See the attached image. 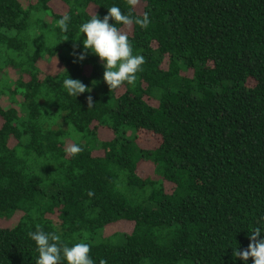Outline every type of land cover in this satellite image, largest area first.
Instances as JSON below:
<instances>
[{
	"label": "trees",
	"instance_id": "1",
	"mask_svg": "<svg viewBox=\"0 0 264 264\" xmlns=\"http://www.w3.org/2000/svg\"><path fill=\"white\" fill-rule=\"evenodd\" d=\"M112 5L144 57L116 89L74 55ZM261 217L264 0H0V264H35L37 225L95 264H244Z\"/></svg>",
	"mask_w": 264,
	"mask_h": 264
},
{
	"label": "clouds",
	"instance_id": "2",
	"mask_svg": "<svg viewBox=\"0 0 264 264\" xmlns=\"http://www.w3.org/2000/svg\"><path fill=\"white\" fill-rule=\"evenodd\" d=\"M130 5L137 3V0H128ZM107 13L101 18L98 14L83 21L79 25V32L85 34L83 49L74 55L83 60L85 52L90 51L97 55L103 61V79L110 89L118 88L122 83L132 84L136 80V73L140 70V66L144 62L141 54H132V46L126 32L121 31L116 22L122 25H130L133 17L127 13H122L120 8L112 5L107 8ZM112 19L114 23H110ZM69 16L64 15L57 19L56 24L61 31L68 28ZM135 23L146 27L149 24V15L144 13L142 18H135ZM63 86L67 93L77 97L79 94L86 92L87 87L79 80L70 76L63 80ZM87 102L92 105V97L88 96ZM79 149L73 147L72 151ZM92 193L89 192V195ZM250 242L247 248L241 250L233 249V254L247 264L248 258L252 257V264H264V217L260 218V222L249 228ZM28 236L35 242L38 256L35 264H57L61 259L67 261V264H95L91 256H89L90 245L85 242H77L68 246L66 244L57 243L60 237L55 232H45L39 225L35 231H30ZM99 264H105L103 260Z\"/></svg>",
	"mask_w": 264,
	"mask_h": 264
},
{
	"label": "rangeland",
	"instance_id": "3",
	"mask_svg": "<svg viewBox=\"0 0 264 264\" xmlns=\"http://www.w3.org/2000/svg\"><path fill=\"white\" fill-rule=\"evenodd\" d=\"M132 227L131 223L128 222H120V223H116L112 226H109L106 231L107 232H112L114 230H118V229H124V230H130Z\"/></svg>",
	"mask_w": 264,
	"mask_h": 264
}]
</instances>
